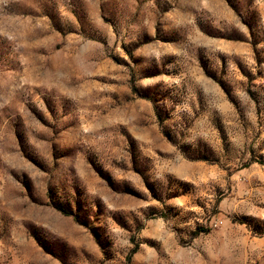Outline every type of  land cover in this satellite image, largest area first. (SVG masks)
Here are the masks:
<instances>
[{
  "label": "rangeland",
  "instance_id": "1",
  "mask_svg": "<svg viewBox=\"0 0 264 264\" xmlns=\"http://www.w3.org/2000/svg\"><path fill=\"white\" fill-rule=\"evenodd\" d=\"M0 264H264V0H0Z\"/></svg>",
  "mask_w": 264,
  "mask_h": 264
}]
</instances>
